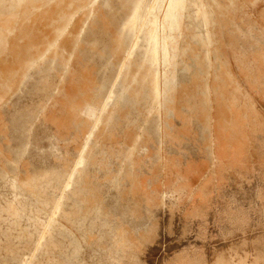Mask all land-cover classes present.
Wrapping results in <instances>:
<instances>
[{
	"label": "rangeland",
	"instance_id": "rangeland-1",
	"mask_svg": "<svg viewBox=\"0 0 264 264\" xmlns=\"http://www.w3.org/2000/svg\"><path fill=\"white\" fill-rule=\"evenodd\" d=\"M0 264H264V0H0Z\"/></svg>",
	"mask_w": 264,
	"mask_h": 264
}]
</instances>
